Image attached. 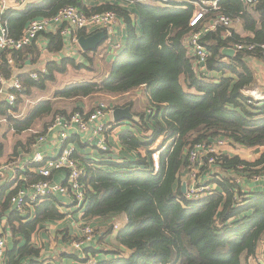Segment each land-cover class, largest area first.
Instances as JSON below:
<instances>
[{
  "label": "trees",
  "instance_id": "1",
  "mask_svg": "<svg viewBox=\"0 0 264 264\" xmlns=\"http://www.w3.org/2000/svg\"><path fill=\"white\" fill-rule=\"evenodd\" d=\"M133 1L139 12L142 40L137 37L130 13L119 5L106 3L87 8L81 0H57L43 13L44 17H51L68 5L86 15L113 11L129 30L126 44L129 60L119 59L113 63L105 80L87 79L73 84L65 88L61 96L65 99L96 94L119 96L146 85L151 93L148 108L153 112L138 114V126L143 135L153 131L146 140L130 130L119 137L121 144L129 149L146 150L145 157L137 155L127 162L116 163L111 159L112 151L96 149L104 159L96 163L73 152V158L83 169L81 183L85 186L86 198L81 206L79 203L70 206L82 211L83 220L98 217L112 220L100 233L97 245H87L61 257L80 264H87L91 259L95 264H243L257 255L260 246L264 256V191L247 192L236 180L239 175L246 179L262 176L264 152L253 162L221 154L211 166L208 159L212 155L203 156L199 172L205 170L208 177L212 174L205 184L215 187L199 198L194 195L187 198L181 192L180 174L182 168L190 167L188 150L197 144L227 138L229 144L246 148L264 146V99L257 101L244 93L255 84L247 60H264V57L258 49L235 51L226 60L221 53L224 47L234 43L264 44V0H252L251 4L242 0H219L217 9L208 10L207 20L224 15L232 21L238 20L243 31L251 35L241 36L234 28H229V35L225 36L226 29L222 26L207 32L201 39L209 53L204 73L199 72L195 56L182 42L191 30L189 19L197 8L195 4L186 2L162 9L142 3L143 0ZM21 34L11 33L9 27L11 37L18 38ZM86 35L83 29L71 32L72 37ZM47 37L49 52H60L64 44L60 32ZM34 43L20 50L8 49L0 53V78L11 79L16 69L27 64L28 58L32 63L36 62L38 50ZM82 55L87 58V53ZM62 62L57 66L62 73L66 71L65 65L78 66L73 57L67 56ZM47 75H51L48 70L44 74L39 71L37 79L29 74L18 75L23 89L17 93V100L13 105L0 100V117L13 124L8 125L9 131L29 133L24 143L18 142L15 151L19 146L23 151L32 148L39 133L33 131L31 124L37 117L49 114L51 104L40 102L23 120L14 118L23 104L21 96L29 95L32 89L43 90V79ZM260 90L264 95V87ZM78 111L83 114L84 110L75 108L70 113L62 110L53 118L56 115L69 117ZM49 124L40 126L42 132ZM160 135L165 136V140H173L161 155L160 170L153 174L147 169L149 149ZM73 140L76 139L73 137L70 141ZM2 146L0 142V151ZM29 149L25 152H31ZM214 168H218L215 173ZM23 174L29 175L25 181L18 182L14 189L0 191V223L4 217V233L9 230L13 239L16 234L24 237L22 245L16 240L10 242V247L7 243L5 259L0 260L2 264H42L41 248L30 241L31 234L68 214L60 211L59 207L65 205L53 196L29 207L34 208V216L24 221L10 199L20 186L30 185L40 177L29 171ZM120 214L125 215L126 224L115 229L113 220ZM113 230L117 231L111 240Z\"/></svg>",
  "mask_w": 264,
  "mask_h": 264
},
{
  "label": "crops",
  "instance_id": "2",
  "mask_svg": "<svg viewBox=\"0 0 264 264\" xmlns=\"http://www.w3.org/2000/svg\"><path fill=\"white\" fill-rule=\"evenodd\" d=\"M57 0H0V11L1 16L5 22L8 23L10 27V31L13 34H21L26 29L28 23L32 19H40L45 18L44 14L47 10V8L51 4H56ZM87 8L93 7V6H101L103 4L109 3V4H115L121 6L123 9L127 10L130 13L132 24H134L137 37L138 39L142 38L143 30L139 22V12L136 8V5L133 0H81ZM243 1V0H242ZM186 0H166V2H162L161 0H143L142 3H146L150 5L151 7H158V8H172L174 7L173 4H178V6H181L179 4L186 3ZM118 16V15H117ZM254 16L258 19V15L254 14ZM66 25L62 23H51L49 28L45 30L42 34L37 36L36 39L33 41L35 42L34 45L36 46L38 53H37V60L36 62L32 63L31 58H28L27 64H25L24 67L20 69H16V71L13 73L12 77L18 79V75L21 74H29L31 76L32 73H37L41 71V73H46V70H48V73L52 75L51 78H49L51 75H47L43 79V90L39 89H32L30 90L29 95H23L22 97V106L18 109L17 112L14 114V118L17 119V121H21L24 118H26L29 113L33 110L34 106L40 102H43V104L50 103L51 108L48 115L37 117L36 120L31 125H45L48 122H51L53 120V115L62 110H65L67 113H70L75 108H82L84 111L83 113L90 112L94 109L93 105H88V99L92 97H108L110 100L114 102H120L118 106H114V104H111L110 106H107V109L105 111L104 116V122L105 125H117L115 127H110L106 130V136H107V143L110 146V149L112 151L111 153V159L112 161L118 162H127L128 160L135 157V151L133 149L127 148L125 145H122L119 137L121 135V132L124 131V129H128L130 131H133L135 135L138 137L141 136L142 138H145L142 130L139 128L138 122L140 120L138 114L140 112H146L148 104H146L145 96L150 97V90L146 85L140 86L135 88L134 90L123 94L119 96H109L104 94H96L92 97H82V98H69L65 99L63 96H61V92L68 88L69 86L73 84H78L82 81H86L87 79H96L97 72L107 70L106 74L104 75L103 80L107 78V75L111 71L113 67V63L118 61L119 59H125L129 60V56L127 55L126 51V44L129 37V30L126 26L123 19L118 16V21L114 30L113 37L109 39H104L98 47L95 50L92 51H86L83 52L78 44L77 40L73 39L71 36V33L69 34H62V30ZM230 28H234L237 33H239L241 36H250V32H244L243 28L241 26V23H239L238 20L232 21V24ZM60 32L61 36L64 39V44L62 46V50L60 52H49L47 46L49 43V38L47 37L48 34H55ZM95 33V32H94ZM105 33V32H104ZM93 34V33H92ZM91 34H87L86 36H89ZM106 35V34H105ZM75 37V36H74ZM142 40V39H141ZM184 41V38L182 39V42ZM232 48V46H226L224 48ZM223 48V49H224ZM222 49V51H223ZM221 51V53H222ZM82 53H87V58L83 57ZM235 53V51H234ZM223 60H226L228 57L222 53ZM234 55V54H233ZM232 55V56H233ZM73 57L75 60V63L78 66H72V65H65V72H59L57 69V66H60L63 62V58L65 57ZM62 62V63H61ZM50 63V67H54L52 70L47 68L48 64ZM91 63V64H90ZM247 64L249 68L252 70L254 74L255 84L253 87L246 88V89H257L259 92H261L260 88L264 87V60L260 59H250L247 60ZM90 65L92 66L91 68ZM68 68H72L74 71L77 72L76 75H74L72 78L67 77L65 78V75L68 73ZM88 72L92 73L88 75ZM74 73L71 71V75ZM15 76V77H14ZM9 79L11 81L13 78ZM32 78V77H31ZM38 78V77H37ZM36 78V79H37ZM4 79V78H3ZM19 80V79H18ZM8 81V80H7ZM1 82V81H0ZM23 87V86H22ZM9 88L6 84L1 82V88H0V100L6 101L9 105L10 104L7 100V92ZM131 93V98L128 97V94ZM246 94V91L244 92ZM262 93V92H261ZM248 94V93H247ZM131 103L130 105H128ZM90 106V108H89ZM116 107L125 108L128 107L130 112L132 113L133 118L132 119H122L120 121H115L113 119L112 111ZM162 108V107H161ZM163 111V109H162ZM79 112V111H78ZM162 114L159 115L161 117ZM0 125H13L12 123H8L7 120H5L4 117H0ZM136 125V126H135ZM24 134V133H22ZM87 137L86 133H79L74 136L76 140L71 141L70 143L74 146V151L77 153L76 155L79 157H84L87 159H91L96 163L102 162L104 159L100 154L96 151V147L93 145L87 144L84 140ZM84 139V140H83ZM78 141H80V144H78ZM145 140V139H143ZM225 146H231L230 149H224L222 152L225 155L229 156H238L242 160H246L248 162H253L260 158L261 154L264 152V146L261 147H250L246 148L239 145H225ZM225 146L220 147V149L225 148ZM29 149L26 148L25 151ZM28 152L23 151L20 146L17 148L16 151H14L13 156H19V163L18 166L22 164V161L25 160L28 156L32 155L34 153L33 146L30 148ZM37 150L43 151V153L47 155H57L60 150V145L58 143H51L50 141L43 142ZM240 151H246L244 153L238 152ZM3 151H0V159L3 158L4 154ZM143 157V155H142ZM145 157V156H144ZM11 158V157H10ZM9 158V159H10ZM218 170V168H217ZM188 169H181V176L187 174ZM224 173V172H222ZM21 174L22 171L15 170H7V172L0 177V191L4 188H10L14 189L16 186H18V182L21 181ZM66 176L65 171H57L53 174V180L55 182H62ZM212 177V174H209V177L206 175V171L200 172V178L199 180L204 183H208ZM237 178L241 179V182H238L241 186L242 190H245L247 192L251 191H264V174L262 176H259L257 180L253 178H243V176L239 175ZM255 178V176H254ZM22 180L23 177H22ZM239 181L238 179H236ZM25 181V180H24ZM25 185L20 186V188L24 187ZM61 203L64 204V200H67L64 197L57 196ZM65 205V204H64ZM68 207V205H65L63 207H59L60 210L65 209ZM71 208L70 213L66 215L63 219L59 221L54 222H61L57 225L54 224V222H49L45 229H39L38 231H35L31 234L30 241L32 243H36L38 247L41 248L40 252V260L43 262L42 264H80L79 262H76L74 260H71L69 258L61 257L64 253H75L77 249H74L72 244L69 245L68 241H64L57 231H55L54 226H56L59 230H62L64 226H67L66 224L69 223V226H67V229L64 231L65 233H70L73 228L78 225V222H87L92 225H98L97 228H104L108 227L111 223V218H94L90 220L82 219V211H76V208L73 206H69ZM65 210H62L61 212H64ZM68 211V209H67ZM81 214V216H80ZM22 218L25 220L31 219L34 216V208L27 209V212L25 214H21ZM121 220H117L120 228L123 227L126 224V217L125 215H118ZM115 217V219H117ZM70 218V219H68ZM114 218V217H112ZM4 217L2 218L1 225L4 224ZM76 220V221H75ZM122 221V222H121ZM53 224V225H52ZM119 228V227H118ZM117 229V228H116ZM103 230V231H104ZM117 230H113L112 235L110 236L111 240L115 236ZM7 236H9L8 239V246L10 242L13 243L18 241L19 245H22L24 243V237L22 234H16L14 239L12 235L10 234L9 230L6 232ZM72 236V235H70ZM8 238V237H7ZM98 238H96L95 243H88L87 245H95L98 242ZM86 245V246H87ZM97 245V244H96ZM84 246V245H83ZM87 246V247H88ZM10 247V246H9ZM70 247V248H69ZM73 248V249H72ZM84 248V247H83ZM82 248V249H83ZM99 248V246H97ZM101 248V247H100ZM72 251H71V250ZM103 249V248H102ZM68 250V252L66 251ZM81 250V249H80ZM262 247L260 246L257 252V255L255 257L248 258L243 264H261L260 262L264 259V256L261 254ZM85 259V258H84Z\"/></svg>",
  "mask_w": 264,
  "mask_h": 264
},
{
  "label": "built area",
  "instance_id": "3",
  "mask_svg": "<svg viewBox=\"0 0 264 264\" xmlns=\"http://www.w3.org/2000/svg\"><path fill=\"white\" fill-rule=\"evenodd\" d=\"M186 1L194 3L197 8L189 19V27L191 30L185 36L183 43L186 45L190 53L195 56L199 72L204 73L206 72L205 64L209 53L201 39L204 38L207 32L216 30L217 26L224 27L226 29L225 36L229 35L228 29L232 24V20L224 15L218 16L212 20H207L205 18L208 10L217 9V3L219 0ZM243 2L245 4H251L252 0H243ZM117 21L118 16L113 11H103L86 15L75 6L68 5L60 8L51 17L33 19L28 23L20 37L13 38L9 35L8 24L3 21L0 11V53L8 49L20 50L23 47L32 44L39 33L47 30L51 23L58 22L66 25L62 30V34H69L72 31L79 29L86 31V34L104 31L106 39L110 40L114 35ZM73 39L77 40L76 36L73 37ZM232 48L234 51H255V49H258L264 57V44L257 45L241 42L234 43ZM8 63L12 64V60L8 59ZM31 77L36 79L37 75L32 73ZM0 81L6 84L9 88L7 91L9 92L7 94V100L10 104H13L17 100V93L21 92L23 89L21 82L17 78H13L11 81L0 78ZM246 94L257 101L264 99V95L257 89L246 90ZM106 109L107 107L100 104L89 113L81 114L80 112H75L69 117L56 115L45 131L37 136L36 141L32 145L34 153L23 160L20 166L12 163H0V177H2L7 170H15V172L22 171L21 180L22 177L24 180L29 177V175L23 174L26 173V171L40 177V179L35 180L30 185L19 188L11 197V203L15 206L18 213L25 214L27 209L34 203L47 197L61 196L66 198L69 202L76 204H80L85 200V186L81 183L83 169L79 167L76 159L73 158L75 148L70 143V140L76 134L86 133L87 137L83 140L87 144L93 145L101 151L107 153L111 152L106 136V130L109 129L111 125H105L104 122ZM147 113L153 114L149 108L147 109ZM125 131H128V129H124L123 132ZM152 132L153 131L150 130L144 137L150 136ZM142 133L144 134V132ZM172 140L173 138L165 140L164 136L160 135L150 147L148 160L149 167H147V169L153 174H156L160 170L161 155L172 145ZM46 141L58 143L60 145V150L57 155H47L43 153V151L37 150V148ZM225 145H229V140L227 138H217L210 143L197 144L192 149H189L188 159L190 167L187 172L191 171L193 167H196L199 171V166L203 163V160H201L202 157L208 154L212 155L208 159V165H213L217 160V156L223 154V152L220 151V147ZM57 171L66 172V176L62 182H55L52 178L53 174ZM190 175L192 178L193 173ZM215 177L218 178V176ZM258 178L259 176H255V178L253 177L255 180ZM212 187L214 188L215 185L210 186L204 183L195 188L200 189L201 194H206L213 190ZM196 192L193 184H190L189 186L187 185L185 196L191 198L193 195H196ZM87 226L88 227L83 228V239L79 243L72 244L74 249L80 250L84 244H88L91 241L92 231L89 228L91 226ZM7 243L8 238L3 231L2 225L0 226V260L5 259ZM93 261L95 263V260ZM260 263L264 264V259ZM0 264H2L1 261Z\"/></svg>",
  "mask_w": 264,
  "mask_h": 264
},
{
  "label": "rangeland",
  "instance_id": "4",
  "mask_svg": "<svg viewBox=\"0 0 264 264\" xmlns=\"http://www.w3.org/2000/svg\"><path fill=\"white\" fill-rule=\"evenodd\" d=\"M91 64V63H90ZM90 67H92L90 65ZM67 70H70L68 71V73L65 75V78L67 77H70L72 78L74 75L77 74L76 71H74L72 68H68ZM71 71H73L74 73H72L71 75ZM107 70H104V71H98L97 74H96V79L98 81H101L103 80L102 77L104 78V75L107 73L106 72ZM92 73L88 72V75ZM128 97L131 98V93L128 94ZM145 100H146V104H150L151 103V100H150V97H147L145 96ZM120 102H114L112 100H110V98L108 97H92L90 99H88V103H87V106L88 105H93V107L95 108L97 105H104L105 107L107 106H110L111 104H114V106H118ZM90 108V106H89ZM41 125H34L33 126V131L36 132V133H41L42 132V129L40 127ZM129 131V130H128ZM123 132H121L122 134ZM29 133H26V134H20V133H12L9 131V127L8 125H1V129H0V142L3 144V158L0 159V163H12L14 165H18L19 163V156H13L12 154L14 153L15 151V146L18 144L19 141H21L22 143L25 142L26 138L28 137ZM147 135V134H146ZM164 138H166L164 136ZM145 139L146 140V137L145 138H142V140ZM149 139V138H148ZM231 146H225V148H222L220 149V151H223L224 149H230ZM264 149V148H262ZM238 152H240L241 154L246 152V151H240L238 150ZM137 155H143V157L146 155V150H144L143 148H139L135 151V157ZM11 157V158H10ZM10 158V159H9ZM213 170V173H215L217 170L216 168L212 169ZM191 173H193V177L191 178ZM200 178V172L198 171V169L196 167H193V169H191V171H189L187 174H185L182 178V182H184L186 184V186L190 185V184H193V187H194V190L197 191L196 192V195L194 196V198H199V197H202L204 196L205 194L204 193H200L201 190L200 189H196L195 187L199 186V185H203L204 182H201L199 180ZM239 181L237 182H241V179L238 178ZM213 188V187H212ZM64 204L65 205H68L67 208L65 209H62V210H65L64 213H70L71 211V208H69L70 205H76L75 203H72V202H69L68 200H64ZM74 207V206H73ZM68 209V211H67ZM60 210V211H62ZM81 216V214H80ZM70 219V218H68ZM71 220V219H70ZM121 220L119 217H117V219H114L113 220V223H114V228H118L120 225L118 223V221ZM73 221V220H71ZM76 221V220H75ZM122 222V221H121ZM58 223H61V222H54V224H58ZM79 224L76 225L73 230L70 232V233H65L64 231L67 229V226H69V223H67L66 225L67 226H64V228L62 230H59L56 226H54L53 229H55V231H57L59 233V236L66 242L68 241V243H70L69 245L71 244H74V243H79L82 239H83V228L84 227H88L87 225H90L91 227H89L92 231V235H91V241L89 242L90 243H95V240L96 238H98V236L100 235V233H102V231L104 230V228H97L98 225H92L90 223H85V222H78ZM4 225V224H3ZM53 225V224H52ZM0 226L1 223H0ZM38 231V230H37ZM72 235V236H70ZM87 244H84L83 247H87L86 246ZM82 247V248H83ZM70 248V247H69ZM73 249V248H72ZM71 250V249H70ZM68 252V250H66ZM72 251V250H71ZM83 259L85 258V256L82 257ZM94 259H91L88 261L87 264H92L94 263L93 261ZM96 263V262H95ZM94 263V264H95Z\"/></svg>",
  "mask_w": 264,
  "mask_h": 264
},
{
  "label": "water",
  "instance_id": "5",
  "mask_svg": "<svg viewBox=\"0 0 264 264\" xmlns=\"http://www.w3.org/2000/svg\"><path fill=\"white\" fill-rule=\"evenodd\" d=\"M106 35L104 31H97L89 36H81L77 40V44L79 48L83 51H92L95 50L98 45L104 41ZM222 53L226 56H232L234 54L233 48H224ZM113 119L115 121H120L122 119H132V113L130 112L128 107L120 108L116 107L112 111ZM186 191V184L184 182L181 183V192L185 194ZM83 204V201L80 203V206Z\"/></svg>",
  "mask_w": 264,
  "mask_h": 264
}]
</instances>
